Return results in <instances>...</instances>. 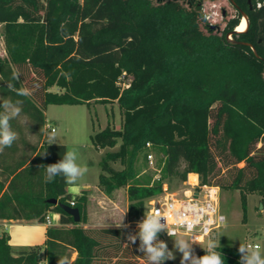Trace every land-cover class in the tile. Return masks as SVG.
<instances>
[{
  "label": "trees",
  "instance_id": "16d2710c",
  "mask_svg": "<svg viewBox=\"0 0 264 264\" xmlns=\"http://www.w3.org/2000/svg\"><path fill=\"white\" fill-rule=\"evenodd\" d=\"M230 2L235 15L220 28L205 16L203 0H0L6 51L0 77L19 71L17 87L38 86L32 96L17 97L0 81V97L24 101L21 114L40 139L29 152L21 149V136L0 154V219L45 222L48 212H56L60 222L47 228L43 244L18 251L10 234L0 232V264H42L43 256L44 264L62 257L67 264H147L139 240L127 239L137 228L110 231L104 239L93 235L80 225L86 191L73 196L59 176L44 181L39 165L66 152L60 142L47 143L49 104L117 101L122 126L108 124L92 142L98 150L119 144L100 162L99 187L109 196L127 188L130 219L167 181L185 182L190 173L200 184L240 190L244 210L249 193L260 194L264 206V0ZM242 12L249 26L228 39ZM123 74L130 77L126 87L118 83ZM149 154L158 157V178L141 176V160ZM117 162L123 168L116 169ZM51 198L70 206L74 201L81 221ZM119 235L124 242L111 255ZM159 239L164 241L163 232ZM217 250L225 264H239L238 247Z\"/></svg>",
  "mask_w": 264,
  "mask_h": 264
},
{
  "label": "rangeland",
  "instance_id": "374dc122",
  "mask_svg": "<svg viewBox=\"0 0 264 264\" xmlns=\"http://www.w3.org/2000/svg\"><path fill=\"white\" fill-rule=\"evenodd\" d=\"M186 3L187 0H179ZM204 13L211 15L213 24L222 28L227 19L235 15V8L230 0H203ZM215 11V12H214ZM214 12V13H213ZM225 12V15L223 14ZM243 18V17H242ZM232 39V36H229ZM0 55H6L4 43V28L0 23ZM125 86L130 77L119 79ZM53 91L60 90L59 87L50 88ZM46 121L48 126L57 129V142L66 146V150L73 148L78 150L79 162L86 164L88 172L75 185H67V190L72 195L81 194L83 191L91 189L90 194L94 195V200H89L86 206L87 227H85L93 235L104 239L108 235H113L110 231L122 228L116 227L124 217V224L129 222L127 208L129 197L126 187H119L115 190L113 199L105 196V193L98 187L99 175L101 173L100 162L108 151H115L119 144L115 147H106L104 149H96L92 142V135L104 129L108 124L120 128L123 123V114L117 101L109 103H100L92 101L90 104H49L45 108ZM14 130L19 137L24 136L26 144L20 143L21 149H27L30 152L29 145L39 144L37 133L32 131L29 119L21 114L15 119ZM20 139V138H19ZM18 139V140H19ZM156 151V150H155ZM155 151H153L155 153ZM20 153V152H19ZM157 154V153H156ZM161 156V155H160ZM158 157L153 156L152 161L148 158L141 160L145 166L146 173L153 174L154 178L159 177L156 161ZM116 169L123 168L120 162L114 163ZM190 180V179H189ZM167 186L171 191H181L186 187L184 182L178 178L167 181ZM182 195V191L179 193ZM103 198L102 202H98L99 198ZM220 209L225 215V223L215 230L211 238L217 240L219 247H238L240 244L260 243L264 248V206L261 201V195L258 193H249L247 195V203L245 210L242 205L241 192L238 189H222L220 191ZM130 226V225H128ZM184 238L189 239L187 235ZM111 255H115L118 248L121 249L124 241L120 239V235L115 236ZM164 241L168 244L170 250H173V240L169 236L164 235ZM43 244V243H42ZM26 246L25 248H28ZM203 246L194 244L195 251L202 249ZM175 260H171L174 264H180L179 252L174 253ZM75 253H73V257ZM45 263V257L42 258V264ZM113 263V262H112ZM100 264H111L109 261Z\"/></svg>",
  "mask_w": 264,
  "mask_h": 264
},
{
  "label": "clouds",
  "instance_id": "9594fccd",
  "mask_svg": "<svg viewBox=\"0 0 264 264\" xmlns=\"http://www.w3.org/2000/svg\"><path fill=\"white\" fill-rule=\"evenodd\" d=\"M20 72L14 71L8 80L4 81L7 89L15 93L17 97H30L33 95L37 85L33 87H17L16 81L20 79ZM22 99H11L0 97V154L6 148L12 145L19 139L18 133L12 127V121L20 117L22 113ZM47 137L49 145L57 142V129L51 128L44 133ZM44 154V153H41ZM39 168L44 169L43 179L46 183L53 182L55 177H61L67 185H75L88 172L86 164L79 162L78 150L73 148L66 150L62 158L55 163L47 165H39ZM223 219V218H221ZM124 217L118 228H127L128 225L123 222ZM165 221V222H162ZM137 229L134 234L129 233L127 239L133 244L139 240L138 251L143 253L147 260V264H164L165 261L175 260V252H179L180 264H225V259L222 252L218 251L220 243L209 237L202 249L204 255L197 256L193 245L196 244L190 239L184 238L183 234H177L168 229L167 218L159 211H154L144 215L141 221L137 223ZM162 232L173 240V250H170L168 244L159 239ZM240 254L239 264H264V248L260 243L240 244L238 248ZM57 264H67V258L62 257L57 260Z\"/></svg>",
  "mask_w": 264,
  "mask_h": 264
},
{
  "label": "built area",
  "instance_id": "2783aa9c",
  "mask_svg": "<svg viewBox=\"0 0 264 264\" xmlns=\"http://www.w3.org/2000/svg\"><path fill=\"white\" fill-rule=\"evenodd\" d=\"M205 16L209 18L211 15L205 14ZM124 77L125 74L120 79ZM126 86L128 83L123 87ZM48 128L55 127L48 126ZM147 145L150 146V143ZM148 158L153 163V155L149 154ZM189 179L190 176L186 187L181 190L182 195L179 194L181 191H171L167 186H163L162 192L146 200L144 211L138 217L130 219L129 225L137 228V223L144 215L159 211L166 216L170 231L187 235L190 240L204 247L212 233L226 221L220 209L221 188L213 184H200L199 178L195 181ZM71 205H74V201ZM57 219L59 220V213L48 212L45 223L48 227L57 225L60 223L56 222ZM163 234L168 236L165 232Z\"/></svg>",
  "mask_w": 264,
  "mask_h": 264
},
{
  "label": "crops",
  "instance_id": "0c3cea01",
  "mask_svg": "<svg viewBox=\"0 0 264 264\" xmlns=\"http://www.w3.org/2000/svg\"><path fill=\"white\" fill-rule=\"evenodd\" d=\"M191 174H195L196 180H198V174L190 173L188 177ZM1 177H3V175L0 173V178ZM184 184L187 185V181H185ZM98 187H99V184H98ZM85 191H86V196H87V204H89V200H94L95 197L93 194H90L91 189H88L86 187ZM114 193L112 194V196H109L105 193V196L109 199H113ZM81 194H76V195H81ZM106 197L99 198L98 202H102L103 198H106ZM86 221H87V214H86V220L84 222H81L80 225L81 224L86 225L85 227H87L88 224ZM56 222L59 223V220L57 219ZM126 225H129V222H127ZM47 228H48V225L45 222H39L38 220L0 219V232L6 230L10 234V243L12 245V248L16 251L27 249L25 248L26 246L30 247L33 245L44 243L47 238ZM76 255L77 253H75L74 257L72 256V259H74Z\"/></svg>",
  "mask_w": 264,
  "mask_h": 264
},
{
  "label": "water",
  "instance_id": "95a60500",
  "mask_svg": "<svg viewBox=\"0 0 264 264\" xmlns=\"http://www.w3.org/2000/svg\"><path fill=\"white\" fill-rule=\"evenodd\" d=\"M242 17H246L248 21V16L245 12H242ZM248 26H249V21H248L247 27ZM236 32L238 31L235 28L233 31L227 33V38L230 39L229 36H232ZM49 202L54 203V204H60V206L64 209V211H66L68 214L73 216V219L75 222L79 223L81 221V213L77 207H73L65 203H59L58 199H55V198L49 199Z\"/></svg>",
  "mask_w": 264,
  "mask_h": 264
},
{
  "label": "bare ground",
  "instance_id": "6f19581e",
  "mask_svg": "<svg viewBox=\"0 0 264 264\" xmlns=\"http://www.w3.org/2000/svg\"><path fill=\"white\" fill-rule=\"evenodd\" d=\"M247 24H248L247 18L246 17H243L241 19V21H240V24L236 27V30L238 32L245 31L247 29ZM190 180L191 181H195L196 180V175L195 174H191L190 175Z\"/></svg>",
  "mask_w": 264,
  "mask_h": 264
}]
</instances>
